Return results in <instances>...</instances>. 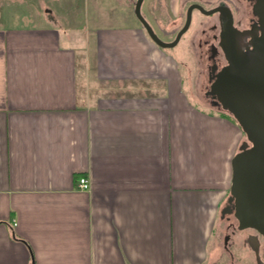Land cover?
Returning <instances> with one entry per match:
<instances>
[{
	"label": "crops",
	"instance_id": "1",
	"mask_svg": "<svg viewBox=\"0 0 264 264\" xmlns=\"http://www.w3.org/2000/svg\"><path fill=\"white\" fill-rule=\"evenodd\" d=\"M3 10L0 264H213L241 127L193 100L140 28L95 29L92 48L83 31ZM118 79L159 86L103 84Z\"/></svg>",
	"mask_w": 264,
	"mask_h": 264
},
{
	"label": "rangeland",
	"instance_id": "2",
	"mask_svg": "<svg viewBox=\"0 0 264 264\" xmlns=\"http://www.w3.org/2000/svg\"><path fill=\"white\" fill-rule=\"evenodd\" d=\"M161 1L162 9L158 8L159 11H157L154 10V7L158 5V0H144L142 4V13L147 19H150L149 21L152 22L163 40L171 41L174 37L175 29L184 21L185 5H178V15H175L170 10L169 1ZM135 2L136 0H1L0 8L3 10L4 7L7 14L15 13L23 16L36 15V18H40V21H46L50 25L61 26L65 31L72 32L71 35L77 34L78 32L76 31H79V33L83 31L75 40L84 41V43H86V39H88L91 43V40L94 39V30L98 28L132 26L142 29L140 21L134 14ZM152 10L154 13L160 12V14H154ZM11 17L14 18L12 15ZM241 17L242 26H246L245 18L243 15H241ZM202 18H204V16L198 15V18L194 21L191 28L181 37L176 46L172 48L160 47V49H163L170 57L174 56V59L177 60L179 69L184 77V89L189 96L202 107L223 112L221 107L213 106L210 100L204 95L209 85L207 75L208 68L205 63L203 65L199 63V56L202 54L203 50L201 49L199 51L197 46V41L199 37H201L198 19ZM205 19L210 21L213 18L206 17ZM25 21L27 23L31 22V20ZM159 28H165V32L163 33ZM145 36L150 39L148 34L145 33ZM99 38L100 37L97 35V39ZM91 44L93 45L92 48H94L95 45L98 48L100 47L97 41ZM91 55L93 54L90 53V58L93 59ZM110 82H105L103 84L113 86V90L116 93L129 96L144 91L152 93V91H156L159 86H153L152 88V86L148 85L147 81L135 79H128L126 81L118 79L117 81L112 80ZM152 85L155 84L152 83ZM246 143L247 145L250 144L247 138ZM223 225H225V228H223V232L219 239L220 245L217 247L218 251L215 252L213 264H259V259L261 263L264 264V241H262L260 245V257H257L255 253L257 250V243L251 240L249 241L248 236L244 239H247L246 243L241 241L244 238V233L246 234L248 232H242L243 230L238 229V222L233 215H225ZM232 231H235L234 235ZM226 237L230 238L226 240Z\"/></svg>",
	"mask_w": 264,
	"mask_h": 264
},
{
	"label": "water",
	"instance_id": "3",
	"mask_svg": "<svg viewBox=\"0 0 264 264\" xmlns=\"http://www.w3.org/2000/svg\"><path fill=\"white\" fill-rule=\"evenodd\" d=\"M143 1L136 0L134 12L150 39L161 48L176 46L191 24L194 7L188 8L185 24L176 37L165 41L144 17ZM196 7L205 14L214 12ZM253 13L259 17L260 33L253 35L245 49L240 48V38L229 16L221 36L227 64L214 75L210 94L236 119L250 143L245 142L232 158L230 195L221 216L233 215L239 230L253 229L264 241V0H256Z\"/></svg>",
	"mask_w": 264,
	"mask_h": 264
},
{
	"label": "flooded vegetation",
	"instance_id": "4",
	"mask_svg": "<svg viewBox=\"0 0 264 264\" xmlns=\"http://www.w3.org/2000/svg\"><path fill=\"white\" fill-rule=\"evenodd\" d=\"M168 1L171 8L170 10L175 15H178L177 14L178 5L181 6L185 5L184 21L180 26H178L175 29L173 39L176 37L180 29L184 26L187 18V11L190 6H193L194 9L192 10V20L188 30L191 28L194 21L198 18V15L204 16V18L198 19L201 37H199V40L197 41V46L199 51L201 49L203 50L202 54L199 56V63L202 65L205 63V65L208 68L207 75H208L209 85L205 90L204 95L207 99L210 100V103L213 106L221 107V105L217 102V99L210 94V85L214 79V75L223 66L227 64L225 52L221 44V36L227 26V22L229 21V16H232L233 26L235 27L239 38L240 39L242 37L244 38L243 44L240 42L241 40L239 39L240 48L245 49V47L248 46L253 35L260 33L259 17L253 13V7L254 4L256 3V0H168ZM157 4L158 5H155L154 10L159 11V9L162 6V1L158 0ZM196 5L202 6L207 11L214 10V12H212L211 14H205L198 7H196ZM134 10H135V5H134ZM152 13H154L153 10ZM154 14L159 15L160 12ZM241 15H243V17L245 18L246 26H242L241 24L242 23ZM206 17H212L213 19L209 21L205 19ZM147 20L151 24L157 35H159L157 29L153 26L152 22L149 21L150 19ZM142 29L147 34V31L145 30V28H143V26ZM160 30L163 33L165 32V28H162ZM229 238L230 237H228V239Z\"/></svg>",
	"mask_w": 264,
	"mask_h": 264
},
{
	"label": "built area",
	"instance_id": "5",
	"mask_svg": "<svg viewBox=\"0 0 264 264\" xmlns=\"http://www.w3.org/2000/svg\"><path fill=\"white\" fill-rule=\"evenodd\" d=\"M77 187L83 190L89 189L90 188L89 179L87 177H81L78 180Z\"/></svg>",
	"mask_w": 264,
	"mask_h": 264
},
{
	"label": "trees",
	"instance_id": "6",
	"mask_svg": "<svg viewBox=\"0 0 264 264\" xmlns=\"http://www.w3.org/2000/svg\"><path fill=\"white\" fill-rule=\"evenodd\" d=\"M219 114L228 117L229 119H231L232 121H234V122H236L238 124L236 119L230 113H228L227 111L220 112Z\"/></svg>",
	"mask_w": 264,
	"mask_h": 264
},
{
	"label": "bare ground",
	"instance_id": "7",
	"mask_svg": "<svg viewBox=\"0 0 264 264\" xmlns=\"http://www.w3.org/2000/svg\"><path fill=\"white\" fill-rule=\"evenodd\" d=\"M258 233V232H257ZM259 234V233H258ZM260 235V234H259Z\"/></svg>",
	"mask_w": 264,
	"mask_h": 264
}]
</instances>
